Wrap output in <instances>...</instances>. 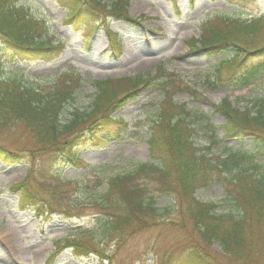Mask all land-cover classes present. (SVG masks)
I'll return each instance as SVG.
<instances>
[{
    "label": "rangeland",
    "instance_id": "1",
    "mask_svg": "<svg viewBox=\"0 0 264 264\" xmlns=\"http://www.w3.org/2000/svg\"><path fill=\"white\" fill-rule=\"evenodd\" d=\"M115 1L103 0L106 8H92L80 0L82 12L74 23L67 24L66 16L75 9L73 2L22 0L29 12L54 32L52 44L59 42L60 50L46 60L18 59L0 39L1 80L47 89L57 83L63 86L69 77L81 79V87L64 109L63 118L73 108L89 110L97 92L92 80L150 78L149 85L114 111L111 117L122 121L108 123L106 131L113 137H107L106 142L95 143L88 140L89 135L81 145L70 147L59 142L55 148L58 151H39L25 126L0 125V144L21 152L15 162L0 159V264H191L192 249L213 264H264V238L259 227L253 228L245 252L230 256L217 243L200 239L188 217L187 205L177 194L179 187L170 185L168 191H159L152 177L139 176L138 180H145L156 197L158 218L142 227H129L120 238L92 235L98 232L106 214L93 204L94 195L105 188L102 178L159 158V153L149 147L148 127L159 116L164 99H169L167 106L173 104L171 116L176 115L178 106H184L194 144L208 148L207 157L243 152L246 157L238 166L264 177V155L251 152L256 147L253 138L226 136V119L218 110L224 100L240 111L249 109L250 102L264 94V66L247 86H232L231 69L217 71L216 64L224 54L215 56L199 50L197 41L203 30H216L223 21L263 17L264 0H123L126 18L112 14L110 7ZM111 34L119 43V54L113 52ZM241 44L248 50L264 44V27L251 41ZM227 52L232 54L233 49ZM114 85L125 86L122 81ZM118 128L119 137L114 138ZM68 154L80 159L79 164L68 161ZM31 165L36 170L32 184L56 211L22 206L12 191L13 185L26 178ZM165 167L175 177L173 159L167 160ZM50 170L59 171L67 180H56ZM202 171L205 182L195 188L193 197L200 203L217 205L216 214H227L231 207L227 191L233 187L226 172H219L211 164ZM73 241L79 247H71Z\"/></svg>",
    "mask_w": 264,
    "mask_h": 264
},
{
    "label": "trees",
    "instance_id": "2",
    "mask_svg": "<svg viewBox=\"0 0 264 264\" xmlns=\"http://www.w3.org/2000/svg\"><path fill=\"white\" fill-rule=\"evenodd\" d=\"M59 1V0H58ZM75 7L65 18V23L72 24L82 12L80 0H69ZM92 8H106L103 0H81ZM193 0H190V3ZM79 6V7H77ZM115 17L126 18V4L116 0L110 7ZM264 27V16L250 20H236L233 23L223 21L216 30L202 31L199 50H205L215 56L224 54L217 63V71L230 68L232 86H247L258 69L264 66V44L248 50L241 42L247 43ZM112 38L115 34H111ZM54 32H49L42 19L34 17L22 0H0V39L5 48L18 59L37 58L46 60L60 50L59 42L52 44ZM119 45L113 38V52L119 53ZM228 48L233 53L227 52ZM258 61L257 65L253 61ZM228 78V79H229ZM125 86H116L118 82ZM79 77H69L60 86H28L17 81L0 79V125H23L31 133L36 150H55L58 143L73 147L90 139L98 142L107 141L112 136L107 129L109 122L121 123V118H112L114 111L120 108L129 98L135 97L138 90L149 85L150 78H125L121 80H92L96 94L88 111L73 108L67 118L63 112L67 105L75 100V93L81 87ZM164 87V86H162ZM159 116L151 122L148 144L151 151L159 153V158H152L143 163H136L128 172L104 177L105 188L99 191L93 204L105 210L98 232L92 235L104 239L112 235L120 238L129 227H142V224L158 218L155 198L146 182H139L138 177L155 178L159 191H168L170 185L179 187L178 196L187 205L188 217L192 220L195 231L204 242L217 243L222 251L230 256H240L250 244L253 228L259 227L264 238V177L251 173V169L238 166L244 159L243 152H232L223 158L207 157L205 148L195 146L190 127L184 116H188L184 106H178L176 117L171 116L173 110L167 106L169 99H164ZM226 119L224 134L226 136H251L256 144L253 154L264 155V94L250 102V108L240 111L224 100L219 104ZM119 128L114 138L119 137ZM80 141V142H79ZM209 151L208 148H206ZM250 152V153H251ZM252 155V154H251ZM21 158L18 150H9L0 144V159L3 162H15ZM67 160L78 165L80 159L67 155ZM173 159L175 177L166 169L165 163ZM215 167L219 172H226L228 184L233 190L227 191L230 210L227 214H216L217 205L200 203L193 197L194 190L201 182H205L202 169L207 165ZM36 170L31 165L26 178L12 186L22 206H31L34 211L48 209V201L41 198L35 189L33 176ZM56 180L65 181L57 170H50ZM147 180V179H146ZM77 184L79 180H74ZM102 182V181H101ZM177 191L176 189H174ZM161 195H166V193ZM24 204V205H23ZM61 212V210H57ZM93 238V237H92ZM92 242V240L89 238ZM94 242V241H93ZM92 242V243H93ZM99 241L95 243L98 245ZM72 247L75 241L69 243ZM191 264H213L192 249Z\"/></svg>",
    "mask_w": 264,
    "mask_h": 264
}]
</instances>
